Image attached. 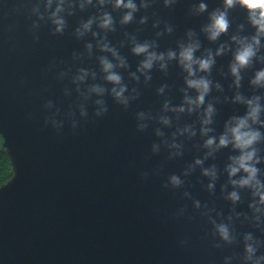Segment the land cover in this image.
<instances>
[{"label": "water", "instance_id": "95a60500", "mask_svg": "<svg viewBox=\"0 0 264 264\" xmlns=\"http://www.w3.org/2000/svg\"><path fill=\"white\" fill-rule=\"evenodd\" d=\"M196 2L177 0L174 6L165 8L161 0H154L152 7L138 11L134 20L123 26L119 24L122 13L107 7L105 10L115 21V31L108 33L107 38L128 64L126 71H118L129 90L137 88L139 97L124 110L106 94L109 111L103 118L84 123L75 133L66 123L61 135H57L50 126H43L46 113L42 104L53 100L63 115L80 99L67 78L57 81L56 73L46 69L53 60L63 61L73 71L76 67L95 71L94 82L104 84L96 57L107 54L96 50L90 33L83 40L73 35L78 22L95 15L96 9L76 10L74 16L66 17L68 27L62 36H52L49 25L43 22L39 43L34 45L27 26L35 19L31 8L36 0H0V38H6L8 29L14 27L21 41L19 53L10 54L5 49L0 66V130L4 132L0 133V150L12 168L11 179L0 186V264H223L225 256L242 252L239 243L213 247L217 241L211 235V225L183 197V192L188 191L202 205L222 213L221 218L229 214L232 206L222 198L220 186L227 183L223 169L228 157L234 154L230 148L219 150L205 161V167L215 164L218 170L214 195L206 191L208 180L200 175L199 168L186 178L182 189L174 191L163 187L167 176L180 175L188 164L204 155L197 114L165 113L171 118V127L164 128L153 119L143 132L136 130L137 112L156 117L162 114L165 99L174 106L181 103L185 73L176 61H171L166 71L154 67L147 83L143 76L139 83L132 81L129 72L136 71L142 57L131 53L130 36H135L138 42L154 40L156 51L167 52L186 42L185 34L191 30L201 43L196 53L200 56L204 50L215 51L219 44L228 42L241 23L245 24L242 35L252 32L245 21L246 13L236 8L229 12L228 36L210 43L200 31L207 22V13L189 14ZM205 2L208 11L221 6V0ZM143 15L149 19L141 25ZM157 20L160 27L153 28ZM165 23L173 28L172 33L157 37L156 32H162ZM93 31H98L95 25ZM89 42L94 46L91 58L84 53V44ZM74 52L84 53L82 62H73ZM230 60V53L216 58L209 78L213 84L219 83L222 91L213 87L205 99V104L212 102L216 109L211 127L217 136L225 121L244 113L243 105L232 103L236 89L231 87L232 77L228 74ZM261 67L264 64L254 62L252 68L242 72L239 92L244 96H264V89L249 86L253 73ZM20 77L26 79V86L17 85ZM65 86L69 88V96L63 95ZM104 86L111 88L110 84ZM162 86L165 91L158 95L157 89ZM189 95L195 93L189 91ZM87 106L91 116L92 100ZM28 113L32 114L31 119H26ZM193 124L195 137H177L176 142L183 144L181 157L168 159L164 145L158 154L151 153V145L161 140L155 135L156 128L164 132L163 139L171 142L173 132ZM258 147L264 156V143ZM258 167L264 171V164ZM144 172L149 173V178L141 181ZM156 172L159 174L155 175ZM249 202V193L242 191L236 211L250 215ZM180 207L187 208L185 216L174 218ZM235 227L238 233L252 230L239 221ZM181 239L188 240L185 247L179 246Z\"/></svg>", "mask_w": 264, "mask_h": 264}, {"label": "clouds", "instance_id": "9594fccd", "mask_svg": "<svg viewBox=\"0 0 264 264\" xmlns=\"http://www.w3.org/2000/svg\"><path fill=\"white\" fill-rule=\"evenodd\" d=\"M154 0H36L31 8V16L35 19L27 26V32L31 36V41L35 45L39 43V31L41 24L47 22L52 36H62L68 27L66 17L75 15L76 10L80 12L88 8L96 9L95 15H90L87 20H81L73 30V35L77 40H83L89 33L95 40V48L100 53L96 57L99 71L102 74L104 84H110L111 88H106L104 84L95 83L97 73L85 67L73 68L64 64L63 61L53 60L46 69V72H55L56 80L63 81L66 78L74 86L80 102L69 106L68 111L61 115V110L53 100L48 99L42 104V109L46 113L43 121L45 128L51 127L57 135H61L65 124L67 123L73 133L82 128L84 123L93 119L103 118L109 111L108 104L104 97L109 95L115 104L127 110L130 103L138 99L139 92L137 88L129 90L127 84L123 82V77L118 69L127 70L126 59L121 56L117 48L111 46L107 34L115 31V21L113 15L106 11L111 7L113 11H120L122 15L119 19L120 25H127L134 20L135 14L141 10H147L152 7ZM163 7L170 8L177 3V0H161ZM41 6L43 12H41ZM242 9L245 13V21L252 29L250 35H242L245 31V24L237 25L236 32L229 36L228 42L221 43L213 51L206 49L197 56L196 53L201 49V43L196 33L189 30L186 32V42H180L175 50L167 52H158L157 44L153 41L144 40L138 42L135 36L129 37L131 44L130 51L134 56L142 57L135 72H129L132 81L139 83L143 76L144 82L151 80V71L158 66L160 71H166L168 63L176 61L184 76L185 88L182 89L183 100L179 105H171V102L165 99L162 104L160 115L153 117L151 113H136V130L143 132L148 128L149 123L155 121L164 128L171 127V118L165 113L192 115L197 114L199 122V135L203 138L201 148L204 149V155L196 158L188 164L185 170L177 175L175 173L167 176L163 187L170 190H180L184 187L186 178L192 175L197 168L200 169V175L207 178L206 191L210 195L215 194L216 182L219 178L218 170L215 164L205 167V161L213 158L215 153L221 149L230 148L234 153L228 157L223 173L227 177V183L220 186L222 198L231 204L229 214L222 217V213L216 212L214 207L209 208L207 204H201V201L194 199L190 192L184 191L185 200L191 201L192 208L196 210L201 217L206 218L207 223L211 225V235L217 241L213 247L222 248L225 246L242 245L240 254H233L223 258V264H264V171L258 165L264 164V156L260 154L258 145L264 143V96L251 95L244 96L239 92L242 80V72L252 68L254 62L264 64V0H221V6L208 11V4L205 0H197L190 9V15H202L207 13V22L201 27L200 31L210 43L217 42L222 36H228L231 22L229 12L233 9ZM147 15L141 16L139 23L141 25L148 21ZM95 25L98 31H93ZM153 28L160 27V21L157 20L152 25ZM173 28L167 23L163 26V31L156 32L159 37L163 34H171ZM123 46V45H122ZM93 44H84V53L91 58L93 53ZM5 49L10 54H17L21 51V41L17 38L14 27L8 29L6 38H0V66H2ZM84 53H73V62L84 59ZM231 54V60L228 64V74L232 77L231 87L236 89L232 97V103L241 104L244 107L243 115H233L224 123L223 131L217 136L214 134V128L211 125L214 122L216 109L212 102L205 104L206 97L209 96L213 87L217 91H222L219 83L213 84L209 78L211 71L216 63V58L225 54ZM111 57L109 59L108 57ZM115 61V62H113ZM61 65H64L61 67ZM139 74V75H138ZM91 80L93 83L89 84ZM19 87L26 86V79L20 77L16 82ZM83 86V87H82ZM249 86L253 89H264V67L256 70ZM165 87L157 89V94L162 95ZM189 91L195 93L189 95ZM69 88H63V95L69 96ZM95 97L93 100L92 98ZM228 98L225 97V100ZM92 100L91 116L88 111V101ZM58 117H60L58 119ZM32 114L28 113L26 119H31ZM0 133L4 132L0 130ZM155 135L161 138L160 143L151 145V153L156 155L160 152L161 145L168 149V159H174L183 155V144L176 142L177 137L187 136L188 138L197 135L195 125H186L178 128L171 134V142L163 139L164 132L158 127L155 129ZM158 175L159 173H154ZM183 177V178H182ZM149 173L141 174V181H146ZM231 188V191H228ZM246 190L249 193V203L247 205L250 215L236 211V205L241 203V192ZM187 212L186 207H180L173 214L174 218L184 217ZM215 212V217L213 213ZM242 218V219H241ZM239 221L242 225L247 224L252 229L243 233H238L235 222ZM260 233L261 236L256 235ZM180 247L188 244L187 239L178 241Z\"/></svg>", "mask_w": 264, "mask_h": 264}, {"label": "trees", "instance_id": "16d2710c", "mask_svg": "<svg viewBox=\"0 0 264 264\" xmlns=\"http://www.w3.org/2000/svg\"><path fill=\"white\" fill-rule=\"evenodd\" d=\"M12 168H10V162L8 157L0 150V186L11 179Z\"/></svg>", "mask_w": 264, "mask_h": 264}]
</instances>
